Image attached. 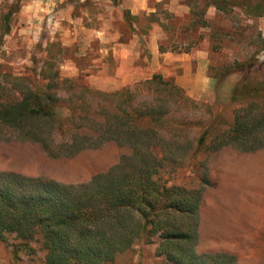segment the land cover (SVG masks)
Segmentation results:
<instances>
[{
	"label": "trees",
	"instance_id": "1",
	"mask_svg": "<svg viewBox=\"0 0 264 264\" xmlns=\"http://www.w3.org/2000/svg\"><path fill=\"white\" fill-rule=\"evenodd\" d=\"M19 2L0 13V44L11 32ZM210 5L223 13L237 8L264 16V0H208ZM120 40L127 41L123 35ZM159 49L168 50L163 43ZM257 52L218 64L209 75L216 88L228 75H239L229 98L231 117L162 73L104 91L81 74L62 75L49 59L19 74L0 62V126L43 143L53 156L108 140L130 145L116 167L81 184L1 172L0 245L10 264L25 258L32 264H143L145 247L153 244L161 264H236L230 256L197 254L201 191L176 182L181 168L172 164V149L189 143L187 164L197 173L224 147L264 148V63H257Z\"/></svg>",
	"mask_w": 264,
	"mask_h": 264
},
{
	"label": "rangeland",
	"instance_id": "2",
	"mask_svg": "<svg viewBox=\"0 0 264 264\" xmlns=\"http://www.w3.org/2000/svg\"><path fill=\"white\" fill-rule=\"evenodd\" d=\"M34 1L20 0L11 32L0 44V62L15 74L35 63L42 66L44 59H49L64 76L81 74L91 87L114 91L162 73L173 77L195 99L222 108L231 117L229 98L239 75H228L216 88L217 80L210 73L218 70V64L233 63L257 51V63H264V49L260 50L264 16H247L237 8L219 12L212 5L206 6L208 0H145L133 16L130 9L121 6L128 0H67L62 21L56 11H34L29 6ZM14 3L16 0H0V13ZM75 14L79 19L72 22L70 17ZM104 21L109 38L102 44L88 29H99ZM191 21L195 26L183 30ZM122 35L127 41L120 40ZM160 43L169 54L154 52ZM174 46L175 50H170ZM123 54H129L128 59ZM197 113L204 115L203 110ZM189 146L185 143L173 148L176 160L171 163L181 168L176 182L201 191L197 254L203 258L230 256L236 264H264V148L243 152L224 147L207 157L196 173L187 164ZM47 152L43 143L23 139L0 126V173L18 172L52 184L85 183L116 167L129 154L130 145L108 140L72 155ZM145 252L143 264H161L154 244L145 247ZM0 264H10L2 245ZM21 264L32 263L25 258Z\"/></svg>",
	"mask_w": 264,
	"mask_h": 264
},
{
	"label": "crops",
	"instance_id": "3",
	"mask_svg": "<svg viewBox=\"0 0 264 264\" xmlns=\"http://www.w3.org/2000/svg\"><path fill=\"white\" fill-rule=\"evenodd\" d=\"M65 1H67V0H44V1L35 0L34 3L32 5H29V6H31L32 9L34 11H37V12H39L38 9H41V8L43 10H48V11L49 10L50 11L53 10V11H56L57 13L60 14V16H59L58 19L60 21H62L61 14H62V11H63L62 9L64 8L63 6H65V4H66ZM142 3L144 4L145 3V0H128V2L122 3L121 6L124 7V8H126V9H130V11L132 12V14H135V13H139L138 10L140 8H143L144 7V5ZM101 14H102L101 12L98 13V15L100 16V19L103 18ZM70 18H71V21L72 22L75 19H77V21L79 19V17H77L76 14L73 17H70ZM103 24L104 25L106 24L105 21H104V23H102L101 28H99V29H96V28H94V29H88V31H91L92 32L91 33L92 36L94 35V37H96L97 39H99V42H101L102 44L106 43L105 41H107L108 38H109L108 33L105 34V26ZM118 45L123 46V44L121 42L118 43ZM113 51L115 53H117V47H113ZM154 52H157L158 55H162V54H166L167 55V54H169V52H166V51L165 52H161L158 45H157V50H154ZM136 55H137V58H139L140 57V52L138 51L136 53ZM128 56H129V54H123V57L125 59H128ZM133 59H134V54H132V60ZM202 68L206 72V69H207L206 68V65H204ZM183 76H184V78L186 77L185 74L182 75V78H180L181 80H183ZM166 77H168V76H166ZM204 78L206 80H208V79L210 80V78L208 76H204Z\"/></svg>",
	"mask_w": 264,
	"mask_h": 264
}]
</instances>
